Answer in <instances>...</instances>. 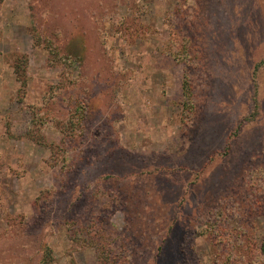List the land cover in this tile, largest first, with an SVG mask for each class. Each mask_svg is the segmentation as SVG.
I'll return each mask as SVG.
<instances>
[{"label": "rangeland", "instance_id": "obj_1", "mask_svg": "<svg viewBox=\"0 0 264 264\" xmlns=\"http://www.w3.org/2000/svg\"><path fill=\"white\" fill-rule=\"evenodd\" d=\"M0 264H264V0H0Z\"/></svg>", "mask_w": 264, "mask_h": 264}, {"label": "trees", "instance_id": "obj_2", "mask_svg": "<svg viewBox=\"0 0 264 264\" xmlns=\"http://www.w3.org/2000/svg\"><path fill=\"white\" fill-rule=\"evenodd\" d=\"M76 236V239H79V240H81L79 237H78V235H75ZM83 240V239H82Z\"/></svg>", "mask_w": 264, "mask_h": 264}]
</instances>
